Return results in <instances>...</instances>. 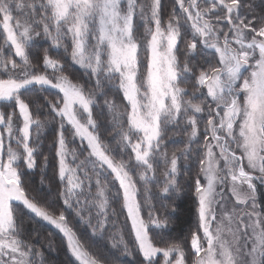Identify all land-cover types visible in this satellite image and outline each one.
I'll return each mask as SVG.
<instances>
[{
  "label": "snow or ice",
  "instance_id": "6c2138e0",
  "mask_svg": "<svg viewBox=\"0 0 264 264\" xmlns=\"http://www.w3.org/2000/svg\"><path fill=\"white\" fill-rule=\"evenodd\" d=\"M50 122L60 203L28 185ZM260 187L264 13L251 0L167 13L162 0H0V264H46L25 218L62 234L69 264H264ZM181 194L196 219L173 239Z\"/></svg>",
  "mask_w": 264,
  "mask_h": 264
},
{
  "label": "trees",
  "instance_id": "16d2710c",
  "mask_svg": "<svg viewBox=\"0 0 264 264\" xmlns=\"http://www.w3.org/2000/svg\"><path fill=\"white\" fill-rule=\"evenodd\" d=\"M252 3L254 4L255 11L257 13H264L263 0H256ZM163 8H164L165 13H167L168 8L165 9L164 5H163ZM67 62L69 63V60ZM70 71L78 77L82 76L80 69L72 67ZM82 79L84 81H87L86 76H83ZM116 100H117V103H120L121 97L116 96ZM108 119L110 120L111 117L109 116ZM105 125L109 129L112 128V125L107 123V121H105ZM47 127H48V130L47 131L44 130L43 136L41 138V141H42L41 145L42 144L45 145L48 143V136L51 139V143L55 141L54 134L50 135L48 133L52 132V130H55L56 127L58 128L57 123L50 122ZM113 135H108L106 137V142L109 144L110 148L115 149L117 147V144L113 140ZM76 144L78 143L76 142ZM52 145H54V143ZM53 149H51V151ZM54 155L55 154L52 152L51 156L53 157ZM41 160L42 158L40 157L38 159V165L41 164ZM190 168L192 169V172L194 174L195 165L191 164ZM33 174H28V185H29L30 190L34 192V195H39L41 198L45 197V193L44 191H42L41 183H40L42 177L44 178L45 175H40L39 177L36 176L35 179L33 178L30 179L31 177H33ZM184 179L185 181H187L188 177L185 176ZM51 180H52V187H53L52 192L55 195V199H50V200L60 203L58 193L61 189V185L59 181L57 180V177L55 174H53ZM174 204H175V212L172 214L173 215V227L170 230L169 235L173 239H180L181 237L187 234L189 228L192 227L195 223V219H196L195 203H194L193 197L190 194H181L179 198L175 200ZM69 216L71 218V213H69ZM115 227L122 229L126 235V238L130 239V237L127 236V233L130 228V223L125 221L124 215H120L118 219H116ZM24 228L26 231L27 239H29L32 243L36 244L43 252L49 251V253H51L50 255H46L44 253L46 264H69L70 258L67 254V247L65 243L60 238H59L60 239L59 241L58 237H56V234L53 231H51V229H49L45 225H41L40 221L38 220L29 221L27 218H25V221H24ZM83 232H84V228H83ZM48 247L52 248V250L49 249ZM52 252H55V254L54 253L52 254ZM122 260L124 261V264H132V257H122Z\"/></svg>",
  "mask_w": 264,
  "mask_h": 264
},
{
  "label": "rangeland",
  "instance_id": "374dc122",
  "mask_svg": "<svg viewBox=\"0 0 264 264\" xmlns=\"http://www.w3.org/2000/svg\"><path fill=\"white\" fill-rule=\"evenodd\" d=\"M251 1L254 2L256 0H251ZM263 2H264V0H263ZM162 3L164 5L165 9L168 8V11H170L171 4H172V0H162ZM70 63H71V61L69 60V64ZM73 67L79 69L78 66H73ZM17 112H18V110H17ZM57 125H58V123H57ZM49 128H51V127H49ZM57 129L58 128L56 127L55 130H52V132H49L48 134H50V135H53L54 134L55 139H56ZM47 130H48V127L45 129V131H47ZM76 142L79 143L78 140ZM53 143H54V141L51 143V139L48 136V143L45 144V145L42 144L41 145V148H40V152L42 153V155L40 156L42 158L41 164H39L38 167L34 171L28 173V174H33L34 173L33 174V177H31L30 179H32V178L35 179L36 176L39 177L40 175H45L44 178H43L45 182H44L43 185H41V188H42V191H44L45 196L49 200L50 199H55V195L52 192V188L53 187H52V180H51L53 174L56 175V159H55V155L53 157L51 156L52 152L54 153V149H53L54 148V145H52ZM51 149H53V150L51 151ZM45 155L49 157V162H48V167L46 169H43V171H42V165L44 163L43 156H45ZM82 158L83 157H81V159ZM259 192H260L261 196H264V187H260L259 188ZM31 194L34 195V192L32 190H31ZM40 223H41V225H45L46 227H48L49 229H51V231H53L56 234V237H58V239L59 238L62 239L63 242L66 245V241L64 240V238H63V236H62L61 233H59L55 228H53L52 226H50V225H48V224H46L44 222H41L40 221ZM80 231L83 233V226L80 227ZM60 239H59V241H60ZM48 248L52 250V248H50V247H48ZM44 253L46 255H50L51 254V253H49V251H45ZM53 253L55 254V252H52V254ZM67 254H68L69 258L71 259V256H70V253L68 252V250H67Z\"/></svg>",
  "mask_w": 264,
  "mask_h": 264
}]
</instances>
